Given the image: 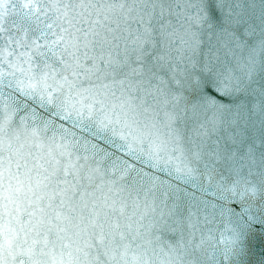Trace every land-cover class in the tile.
I'll return each mask as SVG.
<instances>
[{
    "label": "snow or ice",
    "instance_id": "1",
    "mask_svg": "<svg viewBox=\"0 0 264 264\" xmlns=\"http://www.w3.org/2000/svg\"><path fill=\"white\" fill-rule=\"evenodd\" d=\"M0 264H264V0H0Z\"/></svg>",
    "mask_w": 264,
    "mask_h": 264
}]
</instances>
